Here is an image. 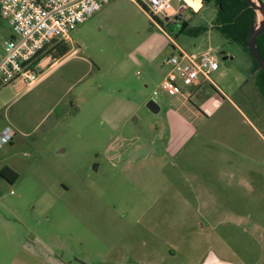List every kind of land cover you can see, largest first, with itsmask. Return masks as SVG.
Returning <instances> with one entry per match:
<instances>
[{
	"label": "rangeland",
	"instance_id": "obj_1",
	"mask_svg": "<svg viewBox=\"0 0 264 264\" xmlns=\"http://www.w3.org/2000/svg\"><path fill=\"white\" fill-rule=\"evenodd\" d=\"M183 9L192 26L215 18L204 0ZM178 30L116 0L37 84L0 90V136L16 131L0 171L19 174L0 177V264H46L29 248L58 264H208L212 251L264 264V98L252 59L214 28ZM11 35L0 15V56ZM178 46L212 48L219 61L191 98L161 91Z\"/></svg>",
	"mask_w": 264,
	"mask_h": 264
},
{
	"label": "built area",
	"instance_id": "obj_2",
	"mask_svg": "<svg viewBox=\"0 0 264 264\" xmlns=\"http://www.w3.org/2000/svg\"><path fill=\"white\" fill-rule=\"evenodd\" d=\"M112 1L1 0L0 15L9 23L12 36L5 42V54L1 57L0 90L18 82L35 85L41 76L43 55L54 42L71 41L74 31ZM134 1L150 17H159L165 23L178 14L173 0ZM177 1L182 9L189 5L186 0ZM176 50L177 54L163 61L166 72L161 91L191 98L193 90L204 83L202 79L210 80V75L220 69L219 61L212 48L189 53L178 46ZM161 91H154L152 100L157 102ZM12 136L13 133L0 136V150L4 143L12 141Z\"/></svg>",
	"mask_w": 264,
	"mask_h": 264
},
{
	"label": "trees",
	"instance_id": "obj_3",
	"mask_svg": "<svg viewBox=\"0 0 264 264\" xmlns=\"http://www.w3.org/2000/svg\"><path fill=\"white\" fill-rule=\"evenodd\" d=\"M207 5L213 6L216 9L215 18L211 25L202 23L199 26H192L188 21H184L186 25L179 29L176 35L185 33L190 37H200L204 33L209 32L212 28L218 31L227 40L240 45L243 50L249 54L253 62V71L256 74V85L264 98V70L259 69V66L248 48V36L251 26L256 23V10L244 0H204ZM154 20L165 24V21L159 17ZM171 22H168V24ZM257 45L261 54L264 57V33L257 38ZM71 48L68 42H57L52 45L50 51L53 61H58L64 58ZM42 58V57H41ZM40 58V60H41ZM0 177L14 183L19 178V174L11 167H5L0 171Z\"/></svg>",
	"mask_w": 264,
	"mask_h": 264
},
{
	"label": "water",
	"instance_id": "obj_4",
	"mask_svg": "<svg viewBox=\"0 0 264 264\" xmlns=\"http://www.w3.org/2000/svg\"><path fill=\"white\" fill-rule=\"evenodd\" d=\"M248 2L257 12V20L256 23H254L249 32L248 36V48L251 50L253 57L255 58L259 69L264 70V57L260 52V49L257 45V38L261 36L264 33V2L262 0H244ZM166 20H169V22H172L176 26V29L183 28L186 24H180L179 20L180 17L176 16L173 20L170 18H167ZM221 56L224 57V59H228L225 52L220 53ZM147 107L149 110H151L153 113H158L160 111V106L155 100H150L147 103Z\"/></svg>",
	"mask_w": 264,
	"mask_h": 264
},
{
	"label": "crops",
	"instance_id": "obj_5",
	"mask_svg": "<svg viewBox=\"0 0 264 264\" xmlns=\"http://www.w3.org/2000/svg\"><path fill=\"white\" fill-rule=\"evenodd\" d=\"M116 0H113L111 3H109L108 5H106V6H109V5H111L113 2H115ZM105 6V7H106ZM176 10L177 11H179V12H181L183 15L184 14H186L185 13V11H184V9H182L181 8V6H179V7H177L176 8ZM12 36V35H11ZM168 36L171 38V36H170V34H168ZM70 52H71V50H70ZM70 52L66 55V57L70 54ZM1 57L2 56H0V62H1ZM62 59H64V58H62ZM62 59H60V60H58V61H55V62H53V63H50L46 58H44L43 60H42V66H41V70L40 71H43V69L44 68H51V67H54L55 65H58V64H60V61L62 60ZM163 67V66H162ZM164 68V67H163ZM42 75V74H41ZM164 76H165V73L163 74ZM41 77V76H40ZM39 81H40V79H39ZM38 83V82H37ZM36 83V84H37ZM17 84H22V83H17ZM203 85V84H202ZM201 85V86H202ZM200 86V87H201ZM200 87H197L196 89H194L193 90V95L195 94V95H198V88H200ZM161 110V109H160ZM179 124H180V126H182V123H180L179 122ZM12 133H13V136H12V141H11V143L13 144L14 143V136H16V131H12ZM11 133H9V135H10ZM16 138V137H15ZM11 166V165H10ZM11 168L14 170V171H16V172H18V170H17V168L15 167V166H11ZM46 248V247H45ZM48 248V247H47ZM30 249V251H32V254H34L37 258H39L40 260H42L44 263H46V264H58L57 263V261L54 259V260H48L47 258H45V256L43 255L44 253L42 252L43 250H41L40 248H29ZM48 250H51V249H48ZM212 255H213V259L208 263V264H238V263H230L229 261H225L219 254H217V253H215L214 251H212ZM239 264H242V263H239Z\"/></svg>",
	"mask_w": 264,
	"mask_h": 264
},
{
	"label": "bare ground",
	"instance_id": "obj_6",
	"mask_svg": "<svg viewBox=\"0 0 264 264\" xmlns=\"http://www.w3.org/2000/svg\"><path fill=\"white\" fill-rule=\"evenodd\" d=\"M186 1L196 10L200 9L201 7V0H186Z\"/></svg>",
	"mask_w": 264,
	"mask_h": 264
},
{
	"label": "flooded vegetation",
	"instance_id": "obj_7",
	"mask_svg": "<svg viewBox=\"0 0 264 264\" xmlns=\"http://www.w3.org/2000/svg\"><path fill=\"white\" fill-rule=\"evenodd\" d=\"M183 22H184L183 20H181V19L179 20V23H180V24H184ZM171 23H172V22H171ZM173 25H174V24H173ZM174 26H175V25H174ZM179 29H180V28H179Z\"/></svg>",
	"mask_w": 264,
	"mask_h": 264
}]
</instances>
